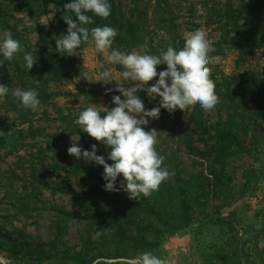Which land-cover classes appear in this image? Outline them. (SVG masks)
Listing matches in <instances>:
<instances>
[{"label": "rangeland", "instance_id": "374dc122", "mask_svg": "<svg viewBox=\"0 0 264 264\" xmlns=\"http://www.w3.org/2000/svg\"><path fill=\"white\" fill-rule=\"evenodd\" d=\"M247 1L110 0L108 20L122 26L124 43L129 35L156 29V19L173 20L183 38L205 26L213 41L210 72L229 78L240 107L205 110L194 103L184 110L162 109L147 127L160 131L157 148L165 154L170 175L149 196L131 201L123 191L104 190L102 166L67 151L71 137H81L77 143L82 148L90 150L95 143L107 159V146L73 123L91 102L111 108L112 95H120L115 83L105 85L96 78L103 55L88 42L72 56L56 52L53 34L66 33L56 0H0V35L11 31L37 60L29 72L24 53L11 60L0 56V83L10 89L0 98V264H125L145 249L157 252L166 264H264V46L257 50L252 44L264 33L237 39V50L223 54L216 47L220 23L213 8H206L223 11L232 3L237 9ZM152 36L162 50L174 46L165 30ZM62 58L70 79L51 86L57 94L53 102L36 110L23 106L15 90H36L49 64ZM109 67L114 75L122 70ZM116 82L131 83L118 76ZM79 88L93 89L99 98L79 96ZM139 95L146 108L158 105V97ZM242 108L255 115H245ZM228 119L234 128L224 132L232 139L216 151L206 144L208 135ZM71 161L81 166L78 172L62 170Z\"/></svg>", "mask_w": 264, "mask_h": 264}, {"label": "clouds", "instance_id": "9594fccd", "mask_svg": "<svg viewBox=\"0 0 264 264\" xmlns=\"http://www.w3.org/2000/svg\"><path fill=\"white\" fill-rule=\"evenodd\" d=\"M64 9L70 14L64 19L66 33L53 34L56 52L72 56L84 42L94 45L95 52L103 55L96 73L98 82L105 85L115 83L114 91L120 93L112 95L114 107L91 102L81 108L73 121L80 131L107 146V159L98 154L99 148L95 143L90 150L82 148L77 143L81 137L76 141L71 137L73 143L67 149L68 154L102 166L105 191H123L133 200L147 197L170 175L169 168L164 165L165 154L157 148L160 131L148 129L150 121L159 119L162 109L171 111L178 107L184 110L198 103L203 109L210 110L219 102L208 67L213 47L208 29L200 26L186 33L183 46L169 45L159 55L145 51L144 45L139 50L124 52L113 47L118 29L109 25L88 27L94 23L93 15L104 19L111 15L110 0H71L64 5ZM21 52L24 53V66L30 72L37 63L36 58L25 51L11 31H4L0 35V56L11 60ZM109 65H119L122 70L114 75ZM161 65L166 67L158 72ZM117 76L131 83H118ZM152 81L155 82L150 84ZM9 91L8 85L0 83V98L7 96ZM112 91L108 88L106 94ZM140 92L146 93L149 98L158 97V105L146 108ZM14 95L23 106L32 110H36L41 103L35 89L18 88ZM125 264H166V261L157 252L145 249L126 260Z\"/></svg>", "mask_w": 264, "mask_h": 264}, {"label": "trees", "instance_id": "16d2710c", "mask_svg": "<svg viewBox=\"0 0 264 264\" xmlns=\"http://www.w3.org/2000/svg\"><path fill=\"white\" fill-rule=\"evenodd\" d=\"M69 2H71V0H56L57 6L62 8L63 10L64 19H67L68 15L70 14L64 9V5ZM224 7L225 9L222 11L217 7H208L206 5V8H211V11L213 8V13L215 14L216 21L220 23L221 36L219 41L216 43V47L221 48V52L223 54L226 50H237L239 42L237 41V39H239L240 41L251 40V34L253 32L262 31L264 33V0H248L245 4L241 5V7H238L237 9H234L232 3H226ZM244 14L249 15L245 18L243 17ZM89 15L93 14L89 13ZM254 18L259 22H248V20ZM64 19H62V23L66 31L67 24ZM93 20L94 23L89 25V28L109 25L118 29V36L114 41L113 47L119 48L120 50L122 48L123 50L121 51L127 50L129 52L133 50V48L139 50V47L141 45H144L145 51L151 54L159 55L164 46L162 45V43H156L155 39H153L152 34L154 33V35L157 36L160 30H165L169 33L170 38H172L174 47L183 46L184 43V38L181 37V35L175 30V22L173 20H169L168 17L159 21H157L156 19L157 30L152 29V31H149L147 28H145L140 37H138L137 35H134L135 37L129 35V39L126 43L120 41L122 37L125 38L122 26L120 24L118 25L117 23H113L111 25V21L113 20V18H111V20H108V18L104 19L93 15ZM242 21H244V23H242ZM115 43H119L118 47H115ZM252 44L256 46L257 50H259L264 46V37L260 38L259 41H252ZM63 59L64 58H62L61 61H54L53 63L49 64L45 78L42 79L40 84L36 87L41 105L53 102L54 98L56 97V92L51 90V86L53 84H60L70 79L69 70ZM210 78L215 82V91L219 98V102L217 103V105L227 106L228 108L234 110L235 108H240L235 104V98L230 88L231 84L229 78L219 76L218 74L212 72H210ZM78 95L92 99L99 98V93L97 91H94L93 89L79 88ZM241 110L245 115H255L254 111H251L247 108H242ZM180 118L181 117L178 113L176 117V124L180 123ZM218 127L219 128H217V131L214 135H208L209 141H206V144L209 143V146H211V148L216 151H223V147L225 146L226 142L232 139L229 133L225 134L224 132L227 128H230V130L234 128L232 119H228V121L225 123L221 122ZM61 168L62 170L78 172L81 169V166L76 161H71L69 165L62 164ZM177 189L180 190L181 185H179ZM178 194L180 193L178 192ZM125 195L127 196L126 193ZM127 198L129 199L128 196ZM129 200L133 201V199ZM80 264H86V262L82 261Z\"/></svg>", "mask_w": 264, "mask_h": 264}]
</instances>
